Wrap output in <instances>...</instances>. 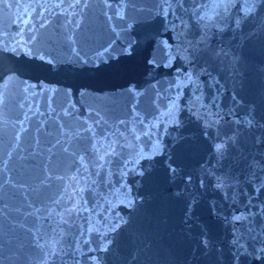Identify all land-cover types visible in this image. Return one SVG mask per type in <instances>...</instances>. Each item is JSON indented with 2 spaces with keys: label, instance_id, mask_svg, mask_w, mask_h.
Returning a JSON list of instances; mask_svg holds the SVG:
<instances>
[{
  "label": "water",
  "instance_id": "1",
  "mask_svg": "<svg viewBox=\"0 0 264 264\" xmlns=\"http://www.w3.org/2000/svg\"><path fill=\"white\" fill-rule=\"evenodd\" d=\"M0 264H264V0H0Z\"/></svg>",
  "mask_w": 264,
  "mask_h": 264
}]
</instances>
